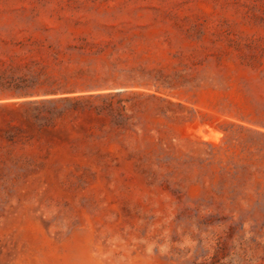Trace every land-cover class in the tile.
<instances>
[{
	"label": "rangeland",
	"instance_id": "1",
	"mask_svg": "<svg viewBox=\"0 0 264 264\" xmlns=\"http://www.w3.org/2000/svg\"><path fill=\"white\" fill-rule=\"evenodd\" d=\"M0 264H264V0H0Z\"/></svg>",
	"mask_w": 264,
	"mask_h": 264
},
{
	"label": "trees",
	"instance_id": "2",
	"mask_svg": "<svg viewBox=\"0 0 264 264\" xmlns=\"http://www.w3.org/2000/svg\"><path fill=\"white\" fill-rule=\"evenodd\" d=\"M46 89L49 90H55V91H60L63 88L67 87L70 85V82L68 80H65L64 82L62 81H54V82H46L45 84Z\"/></svg>",
	"mask_w": 264,
	"mask_h": 264
}]
</instances>
